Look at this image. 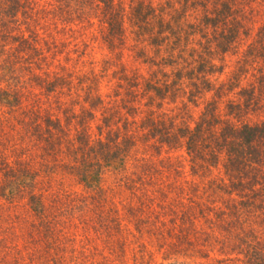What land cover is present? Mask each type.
Wrapping results in <instances>:
<instances>
[{"label":"trees","instance_id":"16d2710c","mask_svg":"<svg viewBox=\"0 0 264 264\" xmlns=\"http://www.w3.org/2000/svg\"><path fill=\"white\" fill-rule=\"evenodd\" d=\"M258 3L0 0V264H114L108 258L123 256L128 237L140 242L142 262L150 244L160 264H185L179 259L194 253L207 264H264ZM95 22L112 57L78 85L75 35ZM241 35L249 42L246 59L214 85ZM129 39L147 77L122 61ZM113 67L108 93L103 84ZM187 88L188 102L203 101L199 116L162 108ZM14 119L45 142L40 150L66 156L61 167L85 194L47 197L52 177L33 168L23 146H6L3 128ZM182 148L192 177L183 182L171 157ZM99 237L100 245L93 241Z\"/></svg>","mask_w":264,"mask_h":264},{"label":"rangeland","instance_id":"374dc122","mask_svg":"<svg viewBox=\"0 0 264 264\" xmlns=\"http://www.w3.org/2000/svg\"><path fill=\"white\" fill-rule=\"evenodd\" d=\"M258 4L253 6L255 10H261L264 12V7H261L259 4H261V0H258ZM261 21V20H259ZM76 38H77V47L74 50V55H73V60H72V66L74 70V75L72 76L75 79V84H80L81 78H85L84 76L87 75L89 72L94 71L95 73L101 74L103 67L104 66V61L112 57L108 50L106 49L105 45L103 44L102 41V32L99 24L95 22L94 26H89L88 28H85L84 31H80L79 33H76ZM254 36V34H253ZM241 38L243 39V36L241 35ZM246 39L242 41V44L239 46V51L234 53V54H227L226 57L224 58V62L222 65L223 67V72L220 76H214V80L217 78V82L215 81L214 85H218L220 81L226 82L229 77L232 76L235 72V63L238 61V59H246V51L247 49V44L249 43H244ZM238 42V41H237ZM239 43V42H238ZM236 43V44H238ZM237 47V46H236ZM126 50L123 51V59L122 61L125 63L127 66V69L129 70H135L139 69L141 74L146 75V77L149 75V71L147 68V65L141 64L140 61L135 60V46H134V41H131L130 39L128 40L126 44ZM131 48V50H130ZM235 47L232 49L234 51ZM219 66L218 62H215ZM70 65V66H71ZM119 68H111L110 71L106 74V79H104V84L103 86H106L107 81H112V73L114 71H118ZM155 69V68H153ZM77 72V73H76ZM90 77V76H88ZM87 78V77H86ZM85 78V79H86ZM248 78L250 79V75H248ZM245 78L244 76L241 78V85H246L247 81L249 80ZM85 82V81H83ZM107 87V90H106ZM104 87V90H106L108 93H111L114 89V82H111L108 84V86ZM189 89H185L184 95L182 94L181 91H178L175 95V99L173 102H170L167 100V102H163L162 108L166 111H170L171 113H176L179 111H182V114L185 115H190L193 119L199 116L200 112L202 111L203 108V101L202 99H197L195 103L188 102V94L186 91ZM179 96V97H178ZM199 97V95H197ZM211 94H208L207 97L209 98ZM184 103V105L182 104ZM223 108V106H222ZM4 109L0 107V112L3 111ZM4 129V132H6L7 137V142L6 146H9L10 148L19 145L23 146L22 150H24V156L26 160L30 161V164L33 166V168L38 169L41 171V176L49 175V177H52L53 180V185L51 186V189L46 188L44 186L45 194L48 196H51L52 194H72L73 192L79 193V194H85L86 190L78 185L77 181L75 178L69 174H67L66 170L61 167V164L64 160H66V156L63 155L60 158H56L54 154L48 155L44 151L40 150L41 148H45V142L40 141L33 136L36 135H31L28 133L22 126L16 121L15 119L11 121L10 124H8ZM30 132V130H28ZM4 151V149H3ZM5 153V151H4ZM171 157L173 159H176V162H178L179 166L182 168V174L180 177H182L183 182L185 179L187 181L191 180L192 177L190 176L189 173V167H188V157L186 156L183 148L179 149L175 152L171 153ZM61 160V161H60ZM108 184L110 183V180L108 179ZM38 186H42L38 185ZM54 196V195H52ZM119 198V197H118ZM116 202H119L118 199H115ZM127 240V247L125 248V251L123 253V256L121 253L117 252L118 249L116 246H113L115 249V253L117 252V255H112L108 258V261L114 263V264H160L162 262L161 255L157 253V251L152 247V245H148L147 249L148 252L145 253L146 255L143 257V262L142 260L137 259V253H136V247L138 249V244L139 243H134L132 244V238L128 237L125 238ZM102 238L99 237V239L93 240L96 241L98 245H100V241ZM134 241V240H133ZM131 242V243H130ZM135 250H134V249ZM139 250V249H138ZM88 252V250H86ZM149 253H152L153 256H151V259L153 260L150 263H145L149 258ZM189 256V254H186ZM199 253L196 254L194 253L192 256L193 257H186V259H179L180 262L185 261V264H207L204 259L200 258ZM90 261H87L86 264H90ZM154 262V263H153ZM79 264V263H77ZM94 264V263H92Z\"/></svg>","mask_w":264,"mask_h":264}]
</instances>
